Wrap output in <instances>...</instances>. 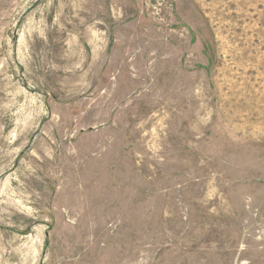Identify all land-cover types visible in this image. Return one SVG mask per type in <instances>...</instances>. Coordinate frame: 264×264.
Instances as JSON below:
<instances>
[{
	"label": "rangeland",
	"instance_id": "374dc122",
	"mask_svg": "<svg viewBox=\"0 0 264 264\" xmlns=\"http://www.w3.org/2000/svg\"><path fill=\"white\" fill-rule=\"evenodd\" d=\"M0 264H264V0H0Z\"/></svg>",
	"mask_w": 264,
	"mask_h": 264
},
{
	"label": "bare ground",
	"instance_id": "6f19581e",
	"mask_svg": "<svg viewBox=\"0 0 264 264\" xmlns=\"http://www.w3.org/2000/svg\"><path fill=\"white\" fill-rule=\"evenodd\" d=\"M154 38L157 39V37H159L158 34L154 33ZM173 73L171 75V79H173ZM177 82V85H176ZM182 80L181 77L176 76L174 82H170L169 84H165L163 88V92L161 91L162 94H160V92L155 96V91L153 92V94L151 96V104H150V108L154 109L155 107H157L160 104V101L162 100H166V107L170 109L171 108H175L178 109L179 106H182L185 102V100L187 99L185 93H183L182 88H180V84H181ZM152 86H156V84H152ZM163 86V85H162ZM153 89V88H152ZM185 95V96H184ZM146 96V95H144ZM147 96H148V92H147ZM161 96V100L159 99V97ZM149 100V99H148ZM164 102V101H163ZM135 103V102H134ZM189 106V105H188ZM144 112V111H143ZM181 112V111H180ZM142 114V113H141ZM138 119V118H137ZM189 120V118H188ZM134 121V120H133ZM131 123V122H130ZM137 123V122H136ZM189 125V124H188ZM153 129V128H152Z\"/></svg>",
	"mask_w": 264,
	"mask_h": 264
}]
</instances>
